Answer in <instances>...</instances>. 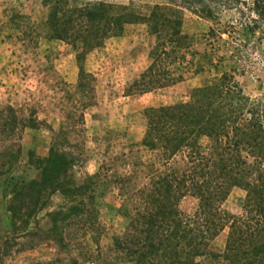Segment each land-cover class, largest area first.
Segmentation results:
<instances>
[{"label": "rangeland", "instance_id": "1", "mask_svg": "<svg viewBox=\"0 0 264 264\" xmlns=\"http://www.w3.org/2000/svg\"><path fill=\"white\" fill-rule=\"evenodd\" d=\"M59 1L65 9L133 3L143 15L170 2L0 0V264H137L127 252L131 244L118 247L117 240L126 236L141 192L160 176L189 171L183 154L167 160L142 145L147 114L185 103L228 75L264 115V20L249 1L215 10L212 19L183 10L188 39L181 49L146 24H127L79 60L75 45L56 37ZM153 63V89L134 94ZM200 147L217 161L213 141L203 138ZM51 155L62 158L55 171L63 188H43L36 203L30 185L42 179L40 160ZM246 183L227 187L222 212L243 213ZM82 186H89L85 195L76 192ZM178 205L185 221L205 227L198 198L185 194ZM228 236L225 229L208 242L214 257L196 263L228 264L218 257Z\"/></svg>", "mask_w": 264, "mask_h": 264}, {"label": "trees", "instance_id": "2", "mask_svg": "<svg viewBox=\"0 0 264 264\" xmlns=\"http://www.w3.org/2000/svg\"><path fill=\"white\" fill-rule=\"evenodd\" d=\"M247 1L252 5L249 10L264 20V0H170L167 6L154 5L149 15L138 12L133 3L99 2L65 9L59 1L53 6L52 22L56 37L75 45L79 60L88 51L102 48L108 38L122 34L127 24H146L159 37L165 33L169 46L178 50L181 41L188 39L182 32L183 10L212 19L213 11L248 6ZM154 67L155 63L141 76L142 89L134 94L153 89ZM147 119L142 145L162 150L167 160L183 154L189 171L176 179L160 176L151 191L141 192L144 197L135 206L133 222L117 246L131 244L127 252L137 264H197V259L214 257L206 252L207 244L228 229L226 248L219 259L228 264H264V115L259 108L249 104L233 78L225 75L215 84L194 90L185 103L149 111ZM203 138L215 143L217 161L201 152ZM40 162L42 179L30 185L38 194L36 203L43 188H63L55 171L62 167V158L51 155ZM243 180L247 190L243 213L231 216L222 212L220 204L229 188ZM88 189L82 186L76 192L85 195ZM185 194L200 200L196 215H207L205 227L183 219L178 203Z\"/></svg>", "mask_w": 264, "mask_h": 264}]
</instances>
